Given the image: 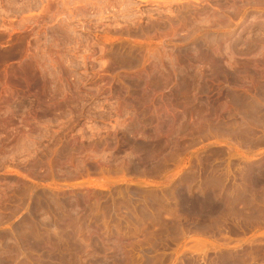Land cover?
Wrapping results in <instances>:
<instances>
[{
    "label": "rangeland",
    "instance_id": "obj_1",
    "mask_svg": "<svg viewBox=\"0 0 264 264\" xmlns=\"http://www.w3.org/2000/svg\"><path fill=\"white\" fill-rule=\"evenodd\" d=\"M0 264H264V0H0Z\"/></svg>",
    "mask_w": 264,
    "mask_h": 264
},
{
    "label": "bare ground",
    "instance_id": "obj_2",
    "mask_svg": "<svg viewBox=\"0 0 264 264\" xmlns=\"http://www.w3.org/2000/svg\"><path fill=\"white\" fill-rule=\"evenodd\" d=\"M126 200V199H125ZM181 234V233H180Z\"/></svg>",
    "mask_w": 264,
    "mask_h": 264
}]
</instances>
